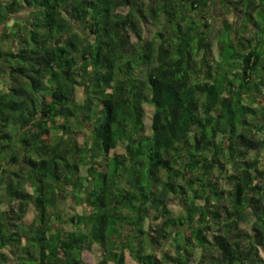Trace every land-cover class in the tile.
Instances as JSON below:
<instances>
[{
	"label": "trees",
	"instance_id": "obj_1",
	"mask_svg": "<svg viewBox=\"0 0 264 264\" xmlns=\"http://www.w3.org/2000/svg\"><path fill=\"white\" fill-rule=\"evenodd\" d=\"M263 153L264 0H0V264H264Z\"/></svg>",
	"mask_w": 264,
	"mask_h": 264
},
{
	"label": "rangeland",
	"instance_id": "obj_2",
	"mask_svg": "<svg viewBox=\"0 0 264 264\" xmlns=\"http://www.w3.org/2000/svg\"><path fill=\"white\" fill-rule=\"evenodd\" d=\"M119 10L123 11L125 10V8H120ZM67 13L70 14V11L67 10ZM219 23H220V19H217L215 22H213L212 24V32H214L215 30H217L216 28L219 27ZM148 24V23H147ZM144 24L143 25V29H144V35L147 36V34H149L150 32L152 33L154 31V27L152 26V29L149 25ZM215 29V30H214ZM2 44H5V42L3 41ZM15 48V47H14ZM83 99L82 95H81V91L79 90V88L76 89V100L78 102H81ZM143 109H144V116H143V123L145 126V133L149 132V125H150V117H151V113H152V108L151 106H149L148 104L144 103L143 105ZM89 135V131L87 129V126H85L84 130L80 132V134H78L76 136L77 142L80 143L83 139L87 138V136ZM115 151L120 152L122 149L120 147H117L116 149H114ZM262 160L264 159V153L261 156ZM84 171H82L83 173ZM25 187L27 190H29V192L32 191L31 187H29V185L26 183ZM64 210L66 213H72V212H80L81 211V207L79 205H76L74 203V201L71 199L70 196H67L66 198H64ZM170 207L171 210L175 213V214H179L181 211V208L178 204H176L175 200H171L170 201ZM153 213H150V217L148 219L151 220ZM34 217V207L32 204H29L27 211L25 213V215L21 218V222L24 224L29 223ZM240 226L244 229H248V224L242 222L240 224ZM71 226L67 225L65 226V229L68 230L70 229ZM169 246L166 247V249H168ZM161 248H159L160 250ZM102 256V251L100 249V247L97 244L92 245L89 249H84L81 252V258L83 261L90 263V264H94L96 261H98ZM8 264H15L13 259L11 258L10 261L8 262ZM111 264V263H110ZM125 264H137L132 257L130 256V254L128 253V251H125ZM194 264V263H191Z\"/></svg>",
	"mask_w": 264,
	"mask_h": 264
},
{
	"label": "clouds",
	"instance_id": "obj_3",
	"mask_svg": "<svg viewBox=\"0 0 264 264\" xmlns=\"http://www.w3.org/2000/svg\"><path fill=\"white\" fill-rule=\"evenodd\" d=\"M79 90L81 91V95H82V97H84L83 96V93H82V90L79 88ZM75 99H76V91H75ZM83 100V99H82ZM77 101V100H76ZM78 102V101H77ZM82 102V101H81Z\"/></svg>",
	"mask_w": 264,
	"mask_h": 264
}]
</instances>
